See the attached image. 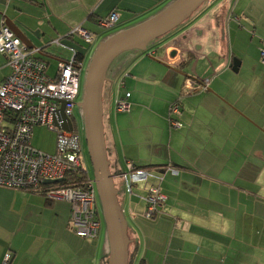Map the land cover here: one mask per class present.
I'll use <instances>...</instances> for the list:
<instances>
[{"label": "crops", "instance_id": "obj_1", "mask_svg": "<svg viewBox=\"0 0 264 264\" xmlns=\"http://www.w3.org/2000/svg\"><path fill=\"white\" fill-rule=\"evenodd\" d=\"M171 1L0 0V24L8 21L20 30L23 43L40 50L52 76L58 61L71 56L51 43L55 38L67 39L80 26L98 42L106 31L96 23L99 17L116 11L114 28L121 29ZM207 1L155 39L163 41L121 53L106 71L102 130L129 237L127 264H264V0ZM68 40L76 50L82 43ZM79 52L86 63L87 52ZM219 67L223 77L214 76ZM8 72L0 54V82ZM204 76L211 78L206 89L182 91L185 79ZM125 93L131 108L117 111L116 101ZM178 96L182 125L171 128L168 107ZM128 160L163 175V209L152 220L143 216L145 184L129 194L116 174ZM167 165L178 173L171 174ZM17 193L30 206L15 213V221L1 222L13 232L0 227V261L10 251L11 264H106L109 243L102 221L96 238H82L69 227L68 202Z\"/></svg>", "mask_w": 264, "mask_h": 264}, {"label": "built area", "instance_id": "obj_2", "mask_svg": "<svg viewBox=\"0 0 264 264\" xmlns=\"http://www.w3.org/2000/svg\"><path fill=\"white\" fill-rule=\"evenodd\" d=\"M118 15L111 11L98 18L103 29L116 26ZM78 36L82 42L96 43V35L76 26L67 38ZM51 43L67 49L71 56L59 60L54 75L47 73V63L38 55V48H28L5 24H0V54L5 57L8 74L0 82V185L8 188L45 192L49 200H63L70 205L69 227L77 236L87 239L99 234L98 197L93 177L81 165L82 143L74 123V108L78 99L83 63L71 46L62 44L61 38ZM94 43V44H95ZM169 47V46H168ZM165 49V48H164ZM260 62L264 65V42L260 48ZM210 76L185 79L182 91L193 93L206 89ZM129 93L116 101L117 111L128 112L131 103ZM63 105L64 118L59 109ZM182 101L178 96L168 107V123L171 128L181 127ZM70 121L72 130L63 128ZM35 126H44L55 134L54 152L48 153L32 145ZM126 169L116 172L124 181L126 192L133 193L138 184H145L142 196L145 216L153 217L163 207L165 196L160 191L163 175L155 170L140 167L126 161ZM171 174L178 170L165 166ZM80 171L85 178L79 185L58 186L68 173ZM58 183H44L56 180ZM12 254H4L0 264H10Z\"/></svg>", "mask_w": 264, "mask_h": 264}, {"label": "water", "instance_id": "obj_3", "mask_svg": "<svg viewBox=\"0 0 264 264\" xmlns=\"http://www.w3.org/2000/svg\"><path fill=\"white\" fill-rule=\"evenodd\" d=\"M205 1L207 0H172L145 20L117 30L118 32L99 42L85 69L82 96L80 101L76 102V106L82 114L84 139L92 165L101 216L107 232L109 243L107 264H127L129 238L126 222L117 200L103 139L101 91L106 79V71L121 53L128 50H147L153 40L177 28ZM5 24L14 33L17 32L15 34L23 42L24 36L18 33L21 31L11 26L8 21H5ZM169 55L173 57L176 52L172 51ZM59 111L64 118L63 105L60 106ZM63 128L72 130L70 121L64 124ZM59 181V179L45 180L44 183Z\"/></svg>", "mask_w": 264, "mask_h": 264}, {"label": "rangeland", "instance_id": "obj_4", "mask_svg": "<svg viewBox=\"0 0 264 264\" xmlns=\"http://www.w3.org/2000/svg\"><path fill=\"white\" fill-rule=\"evenodd\" d=\"M209 1L205 2L203 4V6L200 8V10L197 11V14L199 12H202L208 4ZM125 26V25H123ZM121 26V27H123ZM111 29V28H110ZM120 28H112V30L109 31H103L102 35L99 37L106 38L109 37L111 34L118 32L117 30ZM175 34V33H174ZM74 39H79L80 38L78 36H74ZM100 39L98 42L95 43V41L93 43H86V42H82L80 46H78L77 50L78 51H85L88 54V58L86 60V64L84 63V68H83V72L80 76V84H79V96L76 102H79L81 99V95H82V91H83V85H84V79H85V69L87 67V63H89V59L90 57L93 55L96 47L98 46L99 42L102 40ZM73 40V39H72ZM78 40V42H80ZM157 43H160L161 41H163L162 39H158L155 40ZM153 41V42H155ZM169 41V40H168ZM62 44L66 42L68 43L66 46H71L72 48H74V46H76V43H73L74 41H70L68 39H61ZM151 42V43H153ZM95 43V44H94ZM151 43L148 45V47L151 46ZM171 45V42L170 44ZM162 48V47H161ZM165 47L162 48V50ZM75 49V48H74ZM76 50V49H75ZM156 52V51H155ZM69 53V52H68ZM67 53V55H68ZM158 53V52H156ZM209 58L212 57V55L208 56ZM214 76L216 75H221L222 73V69L221 67H219L217 70H215L214 72ZM222 77L224 75H221ZM74 118H75V123L78 127H80V125L82 126V132H83V119H82V115L79 112V108L77 106H75L74 108ZM54 135L52 131L48 130L46 127L44 126H36L33 129V135H32V145L35 148L41 149L42 151H52V147L55 148V139H54ZM83 144L84 146L82 147V156H81V165L84 169H86L89 173L90 176H92V165H91V161L89 159L88 156V152H87V146H86V142L85 139L83 140ZM54 152V150H53ZM52 153V152H49ZM119 182L116 181V185L119 187L120 184H118ZM0 227L8 230L10 233L13 232V229L11 228V226L6 225V224H1V222H5L8 219H11V217H15V213H19L22 211H26L28 209V207L30 205H27V203L24 201L23 198H21L19 195V191H23L21 189H15V188H8V187H4L0 185ZM25 191V190H24ZM140 196V195H138ZM100 206L99 204V200H98V207ZM100 211V210H99ZM101 213L99 212V217H100ZM100 219H102V216L100 217ZM16 218H14V220L9 221L10 223L15 221ZM148 220H152V219H148ZM103 222V220H102ZM103 224V223H102ZM139 225L142 224L141 221L138 222ZM104 228V227H103ZM104 232V231H103ZM11 234H9L10 236ZM6 236V237H9ZM127 236H128V232H127ZM129 238V237H128Z\"/></svg>", "mask_w": 264, "mask_h": 264}, {"label": "trees", "instance_id": "obj_5", "mask_svg": "<svg viewBox=\"0 0 264 264\" xmlns=\"http://www.w3.org/2000/svg\"><path fill=\"white\" fill-rule=\"evenodd\" d=\"M99 18H101V17H99ZM97 21V20H96ZM109 30H112V29H107L106 31H109ZM66 38H67V35H66ZM67 39H73L72 37H70V38H67ZM76 54H77V57L81 60V62L83 63V68H84V62H83V54L81 53V52H79V51H77L76 50ZM63 59H67V58H63ZM63 59H61V60H63ZM90 60V59H89ZM45 61V60H44ZM46 62V61H45ZM86 64V63H85ZM88 64V63H87ZM82 72H83V69H82V71H81V74H82ZM78 96H79V92H78ZM82 96V95H81ZM79 112L81 113V110L79 109ZM82 115V114H81ZM73 117H74V115H73ZM74 123H75V118H74ZM75 126H76V129H77V131L78 132H80V129H79V127L76 125V123H75ZM36 127V126H35ZM93 176V175H92ZM85 178V176H82V174H81V172L80 171H78V172H74V173H68L66 176H65V178L60 182V183H58L57 185L59 186H68V185H76L77 183V185H79V184H81V182H82V180ZM29 192H33V193H35L34 191H29ZM97 192V191H96ZM37 194H40V195H42V196H44L45 198H46V202L47 203H49L50 201H54V200H49L46 196H45V192L43 191L42 193H37ZM97 197H98V195H97ZM145 206V205H144ZM162 209H163V207L159 210V212H157V214H155L153 217H150V218H148V217H146L145 216V213H146V207L144 208V211H143V216H144V218H146V219H154L159 213H161L162 212ZM100 213H101V211H99ZM100 217H101V215H100ZM101 221H102V219H101ZM12 261V260H11ZM10 264H11V262H10ZM106 264H107V260H106Z\"/></svg>", "mask_w": 264, "mask_h": 264}, {"label": "flooded vegetation", "instance_id": "obj_6", "mask_svg": "<svg viewBox=\"0 0 264 264\" xmlns=\"http://www.w3.org/2000/svg\"><path fill=\"white\" fill-rule=\"evenodd\" d=\"M99 210H100V207H99Z\"/></svg>", "mask_w": 264, "mask_h": 264}, {"label": "clouds", "instance_id": "obj_7", "mask_svg": "<svg viewBox=\"0 0 264 264\" xmlns=\"http://www.w3.org/2000/svg\"><path fill=\"white\" fill-rule=\"evenodd\" d=\"M100 207V206H99Z\"/></svg>", "mask_w": 264, "mask_h": 264}]
</instances>
